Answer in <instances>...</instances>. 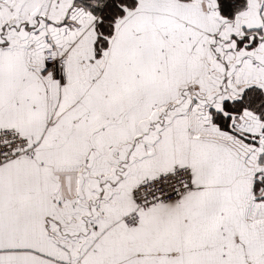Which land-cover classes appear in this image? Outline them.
I'll return each instance as SVG.
<instances>
[{"label":"snow or ice","instance_id":"snow-or-ice-1","mask_svg":"<svg viewBox=\"0 0 264 264\" xmlns=\"http://www.w3.org/2000/svg\"><path fill=\"white\" fill-rule=\"evenodd\" d=\"M0 264H264V0H0Z\"/></svg>","mask_w":264,"mask_h":264}]
</instances>
